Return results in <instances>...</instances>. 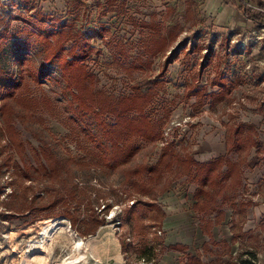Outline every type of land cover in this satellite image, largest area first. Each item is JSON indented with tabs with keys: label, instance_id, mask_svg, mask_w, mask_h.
<instances>
[{
	"label": "rangeland",
	"instance_id": "374dc122",
	"mask_svg": "<svg viewBox=\"0 0 264 264\" xmlns=\"http://www.w3.org/2000/svg\"><path fill=\"white\" fill-rule=\"evenodd\" d=\"M251 6L262 11L258 4L249 2ZM37 13L47 14L55 24L71 22L84 33L92 49L85 62L96 74L97 86L115 95L129 93L135 81L156 76L170 50L178 44L181 48L170 58L163 74L166 82L146 110L160 123L159 138L138 140L137 153L115 169L100 168L89 160L85 145L92 141L86 140L81 123L70 119L71 94L60 68L44 67L40 86L27 78L25 92L38 96L44 91L68 120L62 122L44 109L27 121L17 118L24 157L35 163L47 141L66 159L68 184L77 197L58 209L69 206L77 223L73 226L64 214L27 223L33 213L21 198L14 203L19 202L22 211L7 210L14 188L27 185L35 200H47L54 184L36 171L12 164L19 161L21 166L23 161L4 138L0 115V163L11 161L9 166L0 165V264H66L63 261L73 257L79 258L75 264H192L191 255L202 264H243L242 259L264 264V163L255 148L242 164L244 186L238 191L239 198L251 201L245 218L224 204L225 218L212 227V240L203 232L202 213L193 208L192 178L175 173L157 178L149 173L133 175L152 188L148 194L133 189L125 179L130 168L156 162L167 142L181 156L191 153L201 161L224 153L227 129L239 121L256 124L264 145V25L229 0H0V29L15 34L0 59L19 75H27L28 66L41 65L40 46L22 33ZM153 22L171 38L149 66L139 57L144 40L153 36ZM25 43L30 46L20 55ZM220 76L226 77L225 84H220ZM220 87L223 98H215ZM230 155L239 157L236 151ZM91 207L104 222L86 233ZM158 207L166 213L162 226L155 224ZM57 217L63 224L45 232L44 225ZM78 237L84 240L79 248ZM175 242L188 248L163 246Z\"/></svg>",
	"mask_w": 264,
	"mask_h": 264
},
{
	"label": "trees",
	"instance_id": "16d2710c",
	"mask_svg": "<svg viewBox=\"0 0 264 264\" xmlns=\"http://www.w3.org/2000/svg\"><path fill=\"white\" fill-rule=\"evenodd\" d=\"M254 1L253 4L261 6L262 11L255 12L252 6L249 7L247 0H231L249 18L264 25V2ZM47 20H51L48 25L46 24ZM28 24L29 26L22 28V33H25L28 39L40 46L41 65L38 67L28 66L27 75L21 73L19 75L10 70L0 59L1 130L4 138L17 151L23 161L21 166L19 161H14L12 164L19 168L23 167L28 172L40 173L54 184V189L50 192L51 195L47 200H35L28 192L27 185L21 189L14 188L10 194V200L13 202L7 210L9 212L22 211L18 205L19 202L14 203L16 199L21 198L20 202L26 206L29 212L33 213L32 219L27 223L44 217L64 214L70 218L72 225L76 226L77 218L72 214L69 206L63 210L58 209V205L61 203H69L70 200L77 197L76 191L68 184V162L64 157L59 156L47 141L43 142L40 150L36 153L35 163L27 161L24 157V142L15 125L17 118L27 121L39 109H44L49 112L50 116H55L62 122L68 120V116H64L59 111L56 103L44 91L38 96L25 92L27 85L23 88L24 82L29 78L40 86L41 76L46 74L44 67L56 64L66 82L65 87L71 94L70 101L68 100L69 109H71L70 119L77 123L80 122L86 140L92 141L91 144L85 145L89 160L100 168L115 169L137 153L138 140L159 138L160 123L152 119L146 110L166 82L164 71H166L168 63L171 62L170 58L177 56L181 45L178 44L170 50V55L162 65V70L156 76L135 81L131 84L129 93L115 95L97 86L96 74L89 69V65L85 62L92 50L91 46L86 42L87 37L84 33L76 31L71 22L63 21L55 24L47 14L37 13L33 16L32 21H28ZM157 24L153 22V36L144 40L145 45L141 51L142 55L139 57L143 64L149 66L152 64V57L154 62V58L165 50V46L171 38L161 33ZM14 35L6 27L0 29V55L6 50L7 40ZM31 41H27V43ZM25 45L21 48L20 55H24L30 46L26 43ZM225 78L220 76V84H225L226 81H223L226 80ZM221 87L219 91L213 93L215 98L218 96L223 98ZM214 96H212L213 99ZM198 100L199 98L196 102ZM257 135L256 124L250 121H239L227 129L226 151L202 161L196 159L191 153L181 156L174 151L171 143L167 142L163 145L156 162L141 163L137 167L130 168L126 172L125 179L131 184V187L133 186V189L148 194L152 188L143 181L133 179V175L149 173L157 178V176L166 173H175L179 176L187 175L192 178L196 182L193 208L202 213L203 232L209 240H212L214 238L212 227L221 223L225 218L224 204L229 205L233 211L242 213V218H245L247 206L251 204V201L238 197V191L244 186L242 164L247 160L253 148L256 149L260 161L264 163V145ZM232 151L238 152L237 159L230 155ZM4 164L9 166L11 161L3 159V163L0 165ZM27 178H30L29 174ZM57 183L61 186H56ZM140 201L143 202L142 199ZM145 204L151 206L152 203L145 202ZM158 208L160 215L155 218V224L162 226L166 213L161 207ZM85 221L90 222L85 232L92 233L104 222V219L99 218L94 208L91 207ZM206 243L205 241L204 244L206 245ZM163 246L165 249L178 251L188 248L181 242L168 245L163 243ZM146 248H149L148 245ZM189 259L192 264H202V259L197 255H191ZM242 261L243 264H247V259H242Z\"/></svg>",
	"mask_w": 264,
	"mask_h": 264
},
{
	"label": "bare ground",
	"instance_id": "6f19581e",
	"mask_svg": "<svg viewBox=\"0 0 264 264\" xmlns=\"http://www.w3.org/2000/svg\"><path fill=\"white\" fill-rule=\"evenodd\" d=\"M61 218L60 217H57V218H54L53 220H51V222H48L44 225V231L45 232H48L50 230V228L52 229V227H56V226H59V225H62L63 223L61 222ZM84 240L82 237H78L76 238V242H75V247L79 248L80 246H82ZM79 260L78 257H73L69 260L65 259L63 262H65L66 264H75L77 263Z\"/></svg>",
	"mask_w": 264,
	"mask_h": 264
},
{
	"label": "crops",
	"instance_id": "0c3cea01",
	"mask_svg": "<svg viewBox=\"0 0 264 264\" xmlns=\"http://www.w3.org/2000/svg\"><path fill=\"white\" fill-rule=\"evenodd\" d=\"M247 1H249V2H252V3H255V1L254 0H247ZM261 1H263V0H261ZM229 2H230V4L232 5V6H235L232 2H231V0H229ZM264 2V1H263ZM235 7H237V6H235ZM238 8V7H237ZM239 9H241V8H239ZM242 10V9H241ZM255 12H257L256 10H254ZM253 11V12H254ZM243 12V11H242ZM253 12H251V13H253ZM247 15V14H246ZM248 17V16H247ZM249 18V17H248ZM251 19V18H250ZM252 20V19H251Z\"/></svg>",
	"mask_w": 264,
	"mask_h": 264
}]
</instances>
